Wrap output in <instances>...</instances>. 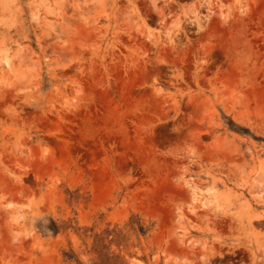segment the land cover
<instances>
[{"label":"rangeland","instance_id":"rangeland-1","mask_svg":"<svg viewBox=\"0 0 264 264\" xmlns=\"http://www.w3.org/2000/svg\"><path fill=\"white\" fill-rule=\"evenodd\" d=\"M0 264H264V0H0Z\"/></svg>","mask_w":264,"mask_h":264},{"label":"bare ground","instance_id":"bare-ground-1","mask_svg":"<svg viewBox=\"0 0 264 264\" xmlns=\"http://www.w3.org/2000/svg\"><path fill=\"white\" fill-rule=\"evenodd\" d=\"M2 60H5V61H6V57H5L4 55L2 56ZM202 204H203V203H202Z\"/></svg>","mask_w":264,"mask_h":264}]
</instances>
